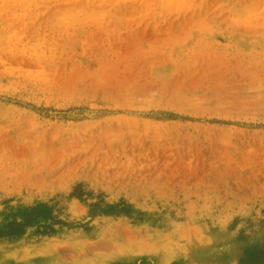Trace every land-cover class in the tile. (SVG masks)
I'll use <instances>...</instances> for the list:
<instances>
[{
  "label": "rangeland",
  "instance_id": "rangeland-1",
  "mask_svg": "<svg viewBox=\"0 0 264 264\" xmlns=\"http://www.w3.org/2000/svg\"><path fill=\"white\" fill-rule=\"evenodd\" d=\"M0 264H264V0H0Z\"/></svg>",
  "mask_w": 264,
  "mask_h": 264
}]
</instances>
